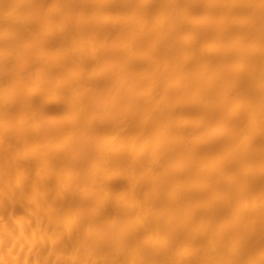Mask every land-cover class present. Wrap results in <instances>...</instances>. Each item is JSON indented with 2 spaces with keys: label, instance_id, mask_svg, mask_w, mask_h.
I'll use <instances>...</instances> for the list:
<instances>
[{
  "label": "bare ground",
  "instance_id": "obj_1",
  "mask_svg": "<svg viewBox=\"0 0 264 264\" xmlns=\"http://www.w3.org/2000/svg\"><path fill=\"white\" fill-rule=\"evenodd\" d=\"M0 264H264V0H0Z\"/></svg>",
  "mask_w": 264,
  "mask_h": 264
}]
</instances>
